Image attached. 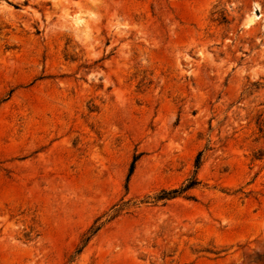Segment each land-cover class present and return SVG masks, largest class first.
Here are the masks:
<instances>
[{"label": "rangeland", "instance_id": "obj_1", "mask_svg": "<svg viewBox=\"0 0 264 264\" xmlns=\"http://www.w3.org/2000/svg\"><path fill=\"white\" fill-rule=\"evenodd\" d=\"M0 264H264V0H0Z\"/></svg>", "mask_w": 264, "mask_h": 264}, {"label": "trees", "instance_id": "obj_2", "mask_svg": "<svg viewBox=\"0 0 264 264\" xmlns=\"http://www.w3.org/2000/svg\"><path fill=\"white\" fill-rule=\"evenodd\" d=\"M200 157L201 155H199V158H198V162L200 161ZM137 161V157H135L134 161H133V164H132V167H131V170H130V176L131 174L133 173V170H134V165ZM198 184V181L197 180H192L190 181V183L184 188V189H175L169 193H165V196L162 198V199H171V198H174L176 197L177 195L179 194H182L183 192H186L187 190L189 189H192L194 188L196 185Z\"/></svg>", "mask_w": 264, "mask_h": 264}]
</instances>
